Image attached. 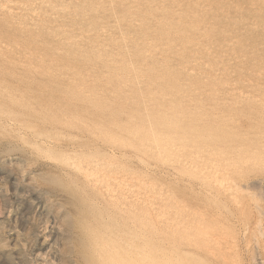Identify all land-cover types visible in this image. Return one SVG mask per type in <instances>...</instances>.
Here are the masks:
<instances>
[{"label": "rangeland", "instance_id": "1", "mask_svg": "<svg viewBox=\"0 0 264 264\" xmlns=\"http://www.w3.org/2000/svg\"><path fill=\"white\" fill-rule=\"evenodd\" d=\"M5 1L0 0V49L7 43L15 47L19 44L17 53L34 49L26 40L31 24L38 23L29 9L34 0ZM199 1L202 4L196 21L200 29L192 30L202 31L209 22L212 25L204 28L205 38L195 44L210 49L201 57L207 64H214L201 70L220 68L207 78L187 72L172 78L168 67H163L164 72L168 71L167 80L160 87H173V79H178L179 94L167 91L162 101L136 105L134 109L126 101L117 100L111 91L117 87L128 94L131 89L123 71L111 78V71L103 65L109 56L99 60L79 57L80 62H75L79 76H72L67 73L68 60L51 63L55 75L38 61L32 64L26 55L12 53L13 57L10 52L0 51V109H5L4 113L12 110L11 117L22 122V130L0 124V230H6L10 220L16 218L23 264H143L136 253L144 258H160L165 264H264V0ZM96 17L97 27L110 15L100 12ZM22 24L30 31L18 29ZM39 34L45 39L53 37L46 29ZM195 47L188 44L178 57L194 58ZM224 47L228 51H223ZM67 50L71 47H64L65 53ZM80 52L76 56H81ZM88 67L95 70L96 76H85ZM14 71L25 78H16ZM150 85L154 90L158 88L154 83ZM210 87L215 96L203 93ZM223 88L228 94L222 93ZM75 89L80 90V96ZM30 101L32 109L28 107ZM72 161L79 169L73 168ZM83 173L98 176L102 186L111 184L115 200L89 183ZM114 178L125 179L122 184L126 187L114 184ZM218 178H225L229 192L219 186ZM205 240L211 242L213 252L203 246ZM1 245L7 249L6 241ZM37 252L41 253L39 257Z\"/></svg>", "mask_w": 264, "mask_h": 264}, {"label": "bare ground", "instance_id": "2", "mask_svg": "<svg viewBox=\"0 0 264 264\" xmlns=\"http://www.w3.org/2000/svg\"><path fill=\"white\" fill-rule=\"evenodd\" d=\"M5 1V0H4ZM34 0V2L30 5L29 9L32 14L31 18L33 20L38 21V23L31 24L32 32L30 29L24 24L18 27V29L24 30L28 29L30 33L27 34V41L31 43L34 49L27 50L24 49L23 52L17 53L16 48L21 47L19 44L15 45L13 43H7L3 49L0 51L10 52L14 55H26V59L30 61L32 64L35 62H40L47 68H49L52 74H55L54 69L50 65L55 61H60V59L68 60L69 67L67 69V73L74 76H79L78 71L76 69L75 62L79 61V57L91 56L92 58L99 60L102 57H110V60L106 59L103 63L105 67H108L111 71V78H117L118 73H125L128 77L127 85L130 86L129 89L131 91L127 94V92H123L119 88L115 87L111 89L112 93L116 96L115 98L119 101H126L133 109L136 105H148L151 101L158 102L162 101L166 95H168L167 91L174 90V93L177 92L179 94L180 88L178 87V79H173V87H160L164 80H167L168 71L164 72L163 67H168L167 69L170 71L169 76L175 77L176 74L187 72L188 75L194 74L201 76H206V78L215 71H202L201 68L209 65L205 59L203 60L201 56H204V53L210 50L205 45L195 44L198 41H201L202 38H205V30L204 28H209L212 23L209 22L204 27H202V31H193V28H199L198 22L196 21L199 10H201V2L199 0ZM6 2V1H5ZM13 2V1H11ZM209 2V1H208ZM2 3V2H1ZM117 4V5H114ZM15 4V3H14ZM73 4V5H72ZM16 6V5H15ZM23 6V5H22ZM229 6V5H227ZM2 7V6H1ZM9 8V7H8ZM196 8V12L194 11ZM217 8V7H216ZM219 9V8H218ZM14 10V9H13ZM6 11V10H5ZM11 11V10H10ZM19 11V10H18ZM3 12V11H2ZM100 12L109 13L110 17L107 19L99 21L98 26H94L97 22V17H99ZM28 14V13H26ZM238 14V13H237ZM243 14V13H242ZM5 15V14H4ZM7 15V13H6ZM216 16V15H215ZM241 16V13H240ZM23 17V16H22ZM21 18V17H20ZM25 18V17H24ZM113 18V19H110ZM204 18V17H203ZM202 18V19H203ZM224 18V17H223ZM227 19V18H226ZM249 19V18H248ZM209 20V19H208ZM246 20V19H245ZM27 21V20H26ZM217 21V20H216ZM241 21V20H240ZM219 22V21H218ZM9 23V21H8ZM16 23V22H15ZM201 24V23H200ZM257 24V23H256ZM214 25V24H213ZM216 25V23H215ZM218 25V24H217ZM246 26V25H245ZM227 27V26H226ZM242 27V26H241ZM246 28V27H245ZM47 30L53 34V37L42 38L40 37L39 31ZM217 29V28H216ZM225 29V28H224ZM227 29V28H226ZM237 29V28H236ZM242 29V28H241ZM244 29V28H243ZM250 29V28H249ZM193 31V32H192ZM211 31V30H210ZM225 31V30H224ZM236 31V30H235ZM254 31V30H253ZM208 32V30H207ZM245 32V31H244ZM196 35H195V34ZM221 33V32H220ZM224 33V32H223ZM232 33V32H230ZM239 33V32H238ZM199 34V35H198ZM214 34V33H212ZM211 34V35H212ZM227 34V33H226ZM234 34V33H233ZM216 35V34H215ZM222 35V34H221ZM248 35V34H247ZM253 35V34H252ZM255 35V34H254ZM261 35V34H260ZM245 36V35H244ZM23 37V36H22ZM232 37V36H231ZM235 37V36H234ZM223 38V37H222ZM230 38V37H229ZM242 38V37H241ZM220 39V38H219ZM244 39V38H243ZM263 39V38H262ZM4 40V39H3ZM8 40V39H7ZM222 40V39H221ZM227 40V39H225ZM253 40V39H252ZM215 41V40H214ZM231 41V40H229ZM262 41V40H260ZM18 42V41H17ZM243 42V41H242ZM245 42V41H244ZM257 42V41H256ZM210 43V42H209ZM227 43H229L227 41ZM231 43H233L231 41ZM230 43V44H231ZM189 44V46L195 47L196 56L194 58L186 59L185 57L179 58L178 53L184 51L183 49ZM203 44H205L203 42ZM211 44V43H210ZM221 44V43H219ZM234 44V43H233ZM214 45V43H213ZM218 45V44H217ZM244 45V43H243ZM250 45V44H249ZM263 45V44H261ZM71 47V50H67L66 53L63 51L64 47ZM241 46V45H240ZM260 46V45H259ZM42 47V48H41ZM233 47V46H231ZM255 47V46H253ZM258 47V46H257ZM1 48V47H0ZM225 49V47H224ZM45 51V53L43 52ZM78 50H81V56H76ZM216 50V49H215ZM232 50V49H231ZM234 50V49H233ZM21 51V50H17ZM192 51V50H191ZM228 51V50H223ZM249 51V50H247ZM4 52V53H5ZM112 52V53H111ZM65 53V54H64ZM89 53V54H88ZM213 53V52H212ZM224 53V52H223ZM226 53V52H225ZM232 53V52H231ZM243 53V52H241ZM255 53V52H254ZM230 54V53H229ZM236 54V52H235ZM224 55V54H223ZM232 55V54H231ZM250 55V54H248ZM254 55V54H252ZM250 55V56H252ZM13 56V54H12ZM173 56V57H172ZM184 56V55H183ZM234 56V55H233ZM244 56V55H242ZM6 57V56H5ZM14 57V56H13ZM78 57V58H77ZM192 57V56H191ZM210 57V56H209ZM214 57V56H213ZM221 57V56H220ZM228 57V56H227ZM208 58V57H207ZM206 58V59H207ZM215 58V57H214ZM223 58V57H222ZM229 58V57H228ZM236 58V57H235ZM238 58V57H237ZM17 59V58H16ZM198 59H200L198 61ZM225 59V58H224ZM209 60V59H208ZM219 60V59H218ZM215 61V62H218ZM227 60V59H226ZM232 60V59H231ZM237 60V59H236ZM251 60V59H250ZM262 60V59H259ZM19 61V60H18ZM212 61V60H211ZM239 61V59H238ZM49 62V63H48ZM141 62V63H139ZM222 62V61H221ZM220 62V63H221ZM244 62V61H243ZM256 62V61H255ZM159 63V65H158ZM212 63V62H210ZM223 63V62H222ZM225 63V60H224ZM229 63V62H228ZM239 63V62H238ZM236 63V64H238ZM241 63V61H240ZM263 63V62H262ZM216 64V63H215ZM264 64V63H263ZM212 65H209L208 68ZM221 65V64H220ZM232 65V64H231ZM243 65V64H242ZM229 66V65H228ZM238 66V65H237ZM241 66V65H240ZM246 66V65H244ZM235 67V66H234ZM249 67V66H248ZM247 67V68H248ZM220 68V67H219ZM207 69V68H206ZM214 69V68H213ZM221 69L222 66H221ZM239 69V68H238ZM238 69L236 70L237 72ZM246 69V68H245ZM262 69V67L260 68ZM211 70V69H209ZM230 71V70H229ZM232 71V70H231ZM243 71V70H242ZM246 71V70H245ZM164 72V75H163ZM206 72V73H205ZM222 72V71H221ZM225 72V71H224ZM223 72V73H224ZM235 72V69H234ZM98 73V72H97ZM103 76H105V73ZM101 71L100 74L102 75ZM205 73V74H204ZM220 73V72H219ZM218 73V74H219ZM227 73V72H226ZM241 73V72H240ZM244 73V72H242ZM241 73V74H242ZM256 73V72H255ZM260 73V72H259ZM5 74V73H4ZM12 74L23 80L25 76H23L20 72H12ZM85 76L94 77L96 76L95 70L90 69L89 67L85 70ZM204 74V75H203ZM222 74V73H221ZM225 74V73H224ZM230 73H227V75ZM3 75V74H2ZM239 75V74H236ZM180 76V75H179ZM195 76V77H196ZM224 76V75H223ZM231 76V75H230ZM186 77V76H185ZM216 77V76H215ZM229 77V75H228ZM236 77V76H233ZM231 77V79L233 78ZM247 77V76H246ZM252 77V75H251ZM255 77V76H254ZM120 78V77H119ZM177 78V77H176ZM191 78V77H190ZM194 78V77H192ZM211 78V77H210ZM219 78V77H218ZM225 78V77H224ZM248 78V77H247ZM258 78V77H257ZM255 78V79H257ZM73 79V78H72ZM180 79V78H179ZM203 79V78H202ZM213 79V78H212ZM241 79V76H240ZM239 79V81H241ZM262 79V77H261ZM189 80V79H188ZM209 80V79H208ZM207 80V81H208ZM217 80V78L215 79ZM223 80H226L223 79ZM228 80V78H227ZM238 80V79H236ZM252 80V79H251ZM108 81V79L106 80ZM187 81V80H185ZM193 81V80H192ZM203 81V80H202ZM218 81V80H217ZM243 81V80H242ZM253 81V80H252ZM196 82V81H195ZM198 82V81H197ZM200 82V81H199ZM215 82V81H214ZM222 82V81H221ZM229 82V80H228ZM230 82H232L230 80ZM229 82V83H230ZM246 82V81H245ZM248 82V81H247ZM256 82V81H255ZM154 83L158 88L154 90L151 88V85ZM186 83V82H185ZM192 83V82H190ZM189 83V84H190ZM205 83V82H204ZM212 83V82H211ZM218 83V82H217ZM216 83V84H217ZM223 83V82H222ZM225 83V82H224ZM262 83V82H261ZM201 84V83H200ZM214 83H212L213 85ZM233 84V83H232ZM231 84V85H232ZM240 84V82H239ZM259 84V83H258ZM32 85V84H31ZM207 85V84H205ZM204 85V87H205ZM209 85V84H208ZM221 85V84H220ZM219 85V86H220ZM230 85V86H231ZM236 85V83H235ZM256 85V84H254ZM262 85V84H261ZM41 86V85H40ZM185 86V85H184ZM216 86V85H215ZM234 86V84H233ZM243 86V85H242ZM203 87V88H204ZM208 87V86H207ZM223 87V86H222ZM245 87V86H243ZM249 87V86H248ZM258 87V86H257ZM196 88V87H195ZM201 88V89H203ZM206 88V87H205ZM230 88V87H229ZM228 88V89H229ZM242 88V87H241ZM251 88V87H250ZM263 88V87H262ZM1 89V87H0ZM219 89V88H218ZM237 89V88H236ZM239 89V88H238ZM82 90L85 89L82 87ZM150 90H154L153 93ZM216 90V88H215ZM222 93L225 88L222 89ZM232 90V89H231ZM77 94L80 96V90L75 89ZM185 91V90H183ZM219 91V90H218ZM240 91V90H239ZM8 92V90H7ZM217 92V91H216ZM226 92V90H225ZM224 92V93H225ZM150 93V94H149ZM182 93V92H181ZM190 93V92H189ZM205 95L212 96L214 93L210 87V90H205L203 92ZM244 93V92H243ZM246 93V92H245ZM255 93V92H254ZM263 93V92H262ZM86 94V91H85ZM133 94V95H130ZM176 94V95H177ZM200 94V93H199ZM228 94V93H225ZM239 94V93H238ZM241 95H244L240 93ZM248 94V93H247ZM153 95V96H152ZM220 95V94H219ZM224 95V94H223ZM258 95V94H257ZM89 96V95H88ZM105 96V95H104ZM215 96V95H214ZM218 96V95H217ZM226 96V95H225ZM224 96V97H225ZM231 96V95H230ZM247 96V95H246ZM253 96V95H252ZM255 96V95H254ZM259 96V95H258ZM188 97V96H187ZM223 97V98H224ZM5 98V97H4ZM182 98V97H181ZM217 98V97H216ZM220 98V97H219ZM226 98V97H225ZM242 98V97H241ZM255 98V97H254ZM213 99V98H210ZM215 99V98H214ZM218 99V98H217ZM222 99V98H221ZM246 99V98H245ZM251 99V98H250ZM257 99V98H256ZM28 99L27 101H29ZM79 100V98L77 99ZM80 100H84V98H80ZM79 100V102H80ZM191 100V99H190ZM207 100V98H206ZM263 100V99H262ZM260 100V101H262ZM20 101V100H19ZM250 101V100H249ZM200 102V101H199ZM226 102V101H225ZM238 102V101H237ZM244 102V101H243ZM215 103V102H214ZM227 103V102H226ZM224 103V104H226ZM229 103V102H228ZM236 103V102H235ZM249 103V102H248ZM5 104V103H4ZM31 101L28 104V107L32 109ZM207 104V103H206ZM239 104V103H238ZM255 104V103H254ZM264 104V103H262ZM152 105V104H151ZM195 105V104H194ZM235 105V104H233ZM240 105V104H239ZM248 105V104H247ZM0 106H3V101H0ZM213 106V105H212ZM238 106V105H237ZM169 107V106H168ZM189 107V106H188ZM208 107V106H207ZM230 107V106H229ZM218 108V107H217ZM236 108V107H235ZM180 109V108H179ZM237 109V108H236ZM181 110V109H180ZM264 110V109H263ZM12 111V110H11ZM11 111H6L5 109H0V124H5L12 126L13 128L20 129L22 126L21 121L17 119L16 116L11 117ZM253 111V110H252ZM204 113V112H203ZM24 115V114H23ZM26 117V116H25ZM29 121V120H28ZM21 122V123H20ZM87 123V122H86ZM257 123V122H256ZM27 126V125H26ZM4 127V126H3ZM36 127V126H35ZM26 128V127H25ZM1 129V128H0ZM31 129H34L31 128ZM7 130V129H6ZM22 130V128H21ZM208 131V129L206 128ZM5 131V130H3ZM16 131V130H15ZM26 131V130H25ZM28 131V129H27ZM31 131V130H30ZM36 131V129H35ZM45 131V130H44ZM223 131V130H222ZM8 132V131H7ZM13 133V131H11ZM23 132V131H22ZM21 132V133H22ZM33 132V131H32ZM38 133V131H36ZM42 132V131H41ZM50 132V131H48ZM9 133V132H8ZM19 130L15 134H18ZM26 133V132H25ZM44 133V132H43ZM42 133V134H43ZM23 134V133H22ZM31 134V133H30ZM20 135V134H19ZM46 135V134H45ZM51 136V134L49 135ZM153 136V135H152ZM18 137V136H17ZM21 137V136H19ZM30 137V136H29ZM42 137V136H41ZM211 137V136H210ZM247 137V136H246ZM151 138V137H149ZM2 140V138H0ZM22 139V138H21ZM28 139V138H27ZM33 139V138H32ZM52 139V138H51ZM53 139L54 136H53ZM259 139V138H258ZM5 140V139H4ZM15 140V139H14ZM26 140V139H25ZM40 140V139H39ZM50 140V139H49ZM28 141V140H26ZM45 141V139H44ZM158 141V140H157ZM233 141V140H232ZM256 141V140H255ZM56 142V141H55ZM244 142V141H243ZM45 143V142H43ZM260 143V142H259ZM50 144V143H49ZM58 145V143H56ZM55 144V145H56ZM60 144V143H59ZM264 144V143H263ZM70 145V144H68ZM255 145V144H254ZM253 145V146H254ZM48 146V145H47ZM179 146V145H178ZM186 146V145H185ZM249 146V145H248ZM256 146V145H255ZM263 146V145H262ZM45 147V146H44ZM190 147V146H189ZM264 147V146H263ZM37 148V147H36ZM62 148V147H61ZM64 148V147H63ZM71 148V147H70ZM59 149V148H58ZM66 149V148H65ZM258 150V148H256ZM255 149V150H256ZM31 150V149H30ZM47 150V149H46ZM91 150V149H90ZM112 150V149H111ZM114 150V149H113ZM218 150V149H217ZM116 151V150H115ZM262 151V149H261ZM260 151V152H261ZM51 152V151H50ZM78 152V151H77ZM119 152V151H118ZM64 153V152H63ZM115 153V152H114ZM238 153V152H237ZM247 153V151H245ZM253 153V152H252ZM80 154H82L80 152ZM123 154V153H122ZM129 154V153H128ZM158 154V153H157ZM234 154V153H233ZM233 154L231 157H233ZM255 154V153H254ZM113 155V154H112ZM213 155V153H212ZM223 155V154H221ZM228 155V154H227ZM246 155V154H245ZM244 155V156H245ZM62 156V155H61ZM132 156V155H131ZM149 156V155H148ZM180 156V155H179ZM195 156V155H194ZM235 156V155H234ZM238 156V155H237ZM240 156V155H239ZM242 156V154H241ZM257 157V155H255ZM254 156V157H255ZM93 157V156H92ZM113 157V156H112ZM136 157V156H135ZM134 157V158H135ZM220 157V156H219ZM246 157V156H245ZM245 157L243 159H245ZM251 157V155L249 156ZM1 158V157H0ZM67 158V157H66ZM75 158V156H74ZM116 158V157H115ZM114 158V159H115ZM180 158V157H179ZM194 158V157H193ZM198 158V157H197ZM215 158V156H214ZM217 158V157H216ZM229 158V157H228ZM239 158V157H238ZM235 158V159H238ZM242 158V157H240ZM240 158L238 160H240ZM71 159V158H70ZM77 159V158H76ZM97 159V158H96ZM106 159V158H105ZM111 159V158H110ZM129 159V158H127ZM139 159V158H138ZM199 159H202L199 157ZM230 159V158H229ZM250 159V158H249ZM262 159V158H261ZM11 160V159H10ZM16 160V159H15ZM116 160V159H115ZM141 160V159H140ZM167 160V159H166ZM189 160V159H188ZM187 160V161H188ZM198 160V159H197ZM219 160V159H218ZM221 160V159H220ZM228 160V159H227ZM254 160V159H253ZM256 160H258L256 158ZM66 161V159H65ZM104 161V160H103ZM114 161V160H113ZM133 161V159H132ZM136 161V160H134ZM139 161V160H138ZM162 161V160H161ZM182 161V160H181ZM207 161V160H206ZM213 161V160H211ZM235 161V160H234ZM241 161V160H240ZM239 161V162H240ZM255 161V160H254ZM260 161V160H259ZM262 161V160H261ZM4 162V161H3ZM15 162V161H14ZM68 162V161H67ZM145 162V161H144ZM143 162V163H144ZM196 162V161H195ZM220 162V161H219ZM217 161V163H219ZM229 162V160H228ZM231 162V161H230ZM246 162V161H245ZM250 162V161H249ZM253 162V161H251ZM81 163V162H80ZM85 163V162H84ZM139 163V162H138ZM147 163V162H146ZM182 163V162H181ZM212 163V162H211ZM233 163V162H232ZM254 163V162H253ZM71 164L73 168L79 169L78 163L76 161H72ZM148 164V163H147ZM226 164V163H225ZM240 164V163H236ZM250 164V163H249ZM248 164V165H249ZM255 164V163H254ZM106 165V164H105ZM104 165V166H105ZM153 165V164H152ZM151 165V166H152ZM157 165V163H156ZM193 165V164H191ZM210 165V164H209ZM219 165V164H218ZM247 165V166H248ZM252 165V164H251ZM250 165V166H251ZM257 165V164H256ZM100 166V165H99ZM103 166V164L101 165ZM117 166V165H116ZM164 166V165H163ZM166 166V165H165ZM194 166V165H193ZM223 166V165H222ZM229 166V165H228ZM241 166V165H240ZM65 167V166H64ZM114 167V166H113ZM118 167V166H117ZM225 167V166H224ZM15 168V167H14ZM85 168V167H84ZM110 168V167H109ZM153 168V167H152ZM201 168V166H200ZM217 168V167H216ZM70 169V167H69ZM86 169V168H85ZM92 169V168H91ZM199 169V168H198ZM209 169V168H208ZM240 169V167H239ZM238 169V170H239ZM84 170V169H83ZM82 170V171H83ZM90 170V169H89ZM166 170V169H165ZM191 170V169H190ZM205 170V168H204ZM219 170V169H218ZM231 170V169H230ZM235 170V169H234ZM233 170V171H234ZM60 171V170H59ZM105 171V170H104ZM103 171V172H104ZM127 171V170H126ZM129 171V170H128ZM174 171V170H173ZM198 171V170H197ZM225 171V170H224ZM79 172V171H78ZM92 172V171H91ZM101 172V171H100ZM106 172V171H105ZM162 172V171H161ZM220 172V171H219ZM128 173V172H127ZM137 173V172H136ZM139 173V172H138ZM158 173V172H157ZM178 173V172H177ZM217 173V172H216ZM84 174V173H83ZM112 174V173H111ZM110 174V175H111ZM129 174V173H128ZM156 174V173H155ZM173 174V173H172ZM179 174V173H178ZM197 174V173H195ZM204 174V173H203ZM215 174V173H214ZM226 174V172H225ZM228 174V173H227ZM132 175V174H130ZM135 175V174H133ZM163 175V174H162ZM175 175V174H174ZM207 175V174H206ZM211 175V174H210ZM142 176V175H141ZM168 176V175H167ZM170 176V175H169ZM86 180L91 183L94 187L100 190L106 197L110 198L112 201L115 200V190L112 188L111 184H103L98 178V176H93L92 173L84 174ZM100 177V176H99ZM108 177V176H107ZM146 177V176H145ZM166 177V176H165ZM182 177V176H181ZM184 177V176H183ZM212 177V176H211ZM226 177V176H224ZM232 177V176H231ZM109 178V177H108ZM129 178V177H128ZM138 178V176H137ZM148 178V176H147ZM176 178V177H174ZM179 178V177H177ZM228 178V177H227ZM226 178V179H227ZM84 179V178H83ZM105 179V178H104ZM115 179V178H114ZM180 179V178H179ZM183 179V178H182ZM223 179L219 180V186L222 187L224 192L230 191L229 184H225L226 181ZM111 180V179H110ZM114 184L120 185L122 188L125 186L122 182H125V179L117 180ZM128 180V179H127ZM131 180V179H130ZM170 180V179H169ZM178 180V179H177ZM199 180V179H198ZM142 181V180H141ZM150 181V180H149ZM155 181V180H154ZM229 181V180H228ZM237 181V180H236ZM235 181V182H236ZM242 181V180H241ZM112 182V181H111ZM186 182V181H185ZM213 182V181H212ZM210 182V183H212ZM238 182V181H237ZM258 182V181H257ZM106 183V182H105ZM128 183V182H127ZM135 183V182H134ZM178 183V182H177ZM184 183V182H183ZM182 183V184H183ZM197 183V182H196ZM199 183V182H198ZM215 183V182H214ZM137 184V183H136ZM203 184V182H202ZM235 184V183H234ZM239 184V183H238ZM130 185V184H129ZM154 185V183H153ZM186 185V184H185ZM193 185V184H192ZM201 185V184H200ZM254 185V184H253ZM147 186V185H146ZM156 186V184H155ZM244 188L245 184L243 185ZM242 186V187H243ZM249 186V185H248ZM115 187V186H114ZM126 187V186H125ZM134 187H136L134 185ZM142 187V185H141ZM157 187V186H156ZM191 187V186H190ZM203 187V186H202ZM140 188V186L138 187ZM144 188V187H142ZM141 188V190H143ZM147 188V187H145ZM144 188V190H145ZM188 188V187H186ZM185 188V189H186ZM199 188V187H198ZM233 188V187H232ZM250 188V187H249ZM136 189V188H135ZM151 189V188H150ZM203 189V188H202ZM247 189V188H246ZM130 190V189H129ZM132 190V189H131ZM198 191V189H196ZM212 190V189H211ZM218 190V189H217ZM237 190V189H236ZM245 190V189H244ZM86 191V190H85ZM134 191V190H133ZM152 191V190H151ZM200 191V190H199ZM208 191V190H206ZM232 191V189H231ZM146 192V191H145ZM120 193V192H119ZM130 193V192H129ZM136 193V192H135ZM149 193V192H148ZM207 193V192H206ZM232 193V192H231ZM118 194V193H117ZM132 194V193H131ZM157 194V193H156ZM202 194V193H201ZM209 194V193H207ZM215 194V193H214ZM235 194V193H234ZM126 195V194H125ZM151 195V194H150ZM161 195V194H160ZM172 195V194H171ZM221 195V194H220ZM159 196V195H158ZM203 196V195H202ZM210 196V195H209ZM214 196V195H213ZM216 196V195H215ZM214 196V197H215ZM229 196V195H228ZM141 197V196H140ZM163 197V196H162ZM167 197V196H166ZM250 197V196H249ZM129 198V197H128ZM157 198V197H156ZM217 198V197H216ZM121 199V198H120ZM165 199V198H164ZM211 199V198H210ZM226 199V198H225ZM252 199V198H251ZM94 200V199H93ZM134 200V199H133ZM216 200V199H215ZM236 200V199H235ZM138 201V200H137ZM147 201V200H146ZM151 201V200H150ZM217 201V200H216ZM242 201V200H241ZM256 201V200H255ZM126 202V201H125ZM145 202V201H144ZM215 202V201H213ZM219 202V201H218ZM236 202V201H235ZM257 202V201H256ZM182 203V202H181ZM226 203V202H225ZM191 204V203H190ZM208 204V203H207ZM240 204V203H237ZM243 204V203H242ZM16 205V204H15ZM123 205V204H122ZM215 205V203H214ZM219 207L221 204H218ZM225 205V204H224ZM127 206V205H126ZM255 206V205H254ZM258 206V205H257ZM140 207V206H139ZM161 207V206H160ZM218 207V206H215ZM227 207V206H226ZM17 208V207H16ZM105 208V207H104ZM187 208V207H186ZM189 208V207H188ZM187 208V209H188ZM222 208V207H221ZM225 208V207H224ZM241 208V207H240ZM18 209V208H17ZM147 209V208H146ZM153 209V208H152ZM171 209V208H170ZM181 209V208H180ZM211 209V208H210ZM226 209V208H225ZM129 210V209H128ZM156 210V209H155ZM154 210V212H156ZM201 210V209H200ZM217 210V209H216ZM229 210V209H228ZM231 210V209H230ZM253 210V209H252ZM190 211V210H189ZM197 211V210H196ZM195 211V213H196ZM215 211V210H214ZM213 211V212H214ZM220 211V210H219ZM222 211V210H221ZM226 211V210H225ZM224 211V212H225ZM259 211V210H258ZM150 212V211H149ZM158 212V210H157ZM211 213V212H210ZM162 214V211H161ZM193 214V213H192ZM167 215V214H166ZM174 215H177L176 212ZM179 215V214H178ZM198 215V214H197ZM202 215V213H201ZM205 215V214H204ZM203 215V217H204ZM207 215V214H206ZM208 215H210L208 213ZM215 215V214H214ZM258 215V214H257ZM181 216V215H180ZM199 216V215H198ZM221 216V215H220ZM254 216V215H253ZM194 217V216H193ZM196 217V216H195ZM202 217V216H201ZM207 217V216H206ZM212 217V216H211ZM255 217V216H254ZM157 218V217H156ZM183 218V217H182ZM188 218V216H187ZM216 218V217H215ZM149 219V218H148ZM195 219V218H194ZM201 219V218H200ZM199 219V220H200ZM205 219V218H204ZM211 219V218H210ZM258 219V218H257ZM18 220V219H17ZM159 220V219H158ZM166 220V219H165ZM198 220V221H199ZM208 221V219H206ZM216 220V219H215ZM222 221V220H220ZM262 221V220H261ZM260 219L258 222H260ZM181 222V221H180ZM187 222V221H186ZM203 222V220H202ZM209 222V221H208ZM219 222V221H218ZM18 222L16 218H12L6 227V230H0V264H23V257L20 251V243L18 239ZM145 223V222H144ZM210 223V222H209ZM214 223V222H213ZM258 223L257 225L260 226ZM216 224V223H215ZM214 224V225H215ZM189 225V224H188ZM208 225V223H206ZM205 225V226H206ZM219 225V224H218ZM217 225V226H218ZM179 226V225H178ZM187 226V225H186ZM200 226V224L198 225ZM202 226V224H201ZM212 226V225H211ZM216 226V225H215ZM245 226V225H244ZM254 226H256L254 224ZM253 226V227H254ZM203 227V226H202ZM209 227V226H208ZM193 228V227H192ZM212 228V227H211ZM245 228V227H244ZM243 228V229H244ZM260 228V227H259ZM258 228V229H259ZM1 229V228H0ZM191 229V228H190ZM205 229V228H204ZM216 229V228H215ZM242 229V230H243ZM250 229V228H248ZM263 229V228H262ZM200 230V229H199ZM207 230V229H206ZM212 230V229H211ZM255 230V229H254ZM216 231V230H215ZM208 232V231H207ZM243 232V231H242ZM247 232V231H245ZM244 232V233H245ZM176 233V231H175ZM199 233V232H198ZM214 233V232H213ZM216 233V232H215ZM219 233V232H218ZM260 233V232H259ZM187 234V233H186ZM209 234V233H208ZM252 234V233H251ZM215 235V234H214ZM222 235V233H221ZM259 235V234H258ZM146 236V235H145ZM223 236V235H222ZM253 236V235H252ZM202 237V236H201ZM214 237V236H213ZM217 237V236H215ZM220 237V236H219ZM225 237V236H223ZM223 237L222 239L223 241ZM230 237V236H229ZM254 237V236H253ZM261 237V236H260ZM189 238V237H188ZM227 239V237H225ZM159 239V238H158ZM217 239V238H216ZM219 239V238H218ZM255 239V238H254ZM152 240V239H151ZM211 240V239H210ZM228 240V239H227ZM232 240V239H231ZM234 240V239H233ZM7 243V249H3L1 242ZM153 241V240H152ZM214 241V240H213ZM219 241V240H218ZM221 241V240H220ZM219 241V242H220ZM229 241V240H228ZM255 241V240H254ZM236 243V241H234ZM233 242V244H235ZM213 243V242H212ZM230 243V242H229ZM249 243V242H248ZM221 244V243H220ZM247 244V243H246ZM211 242L205 240L204 247L208 248L209 252ZM215 245V244H214ZM218 245V244H217ZM229 245V244H228ZM231 246V245H230ZM229 246V247H230ZM245 246V245H244ZM256 246V244H255ZM258 246V245H257ZM228 247V248H229ZM263 247V246H262ZM146 248V247H145ZM217 248V247H216ZM227 248V247H226ZM225 248V249H226ZM234 248V247H233ZM256 248V247H254ZM232 250V248H231ZM207 251V250H206ZM216 251V250H215ZM213 252V251H211ZM107 253V252H106ZM203 253V252H202ZM227 253V252H226ZM41 254V253H40ZM40 254L35 253L36 257H39ZM139 254V253H138ZM137 253L134 254L136 257L143 261V264H165L164 260L160 258H144ZM214 254V253H213ZM30 255V254H29ZM217 255V254H216ZM42 257V256H41ZM179 257V256H178ZM180 258V257H179ZM231 259V258H230ZM240 259V258H239ZM226 261V260H225ZM223 262V261H222ZM231 262V261H230ZM261 262V261H260ZM228 263V262H227ZM234 263V261H233ZM243 263V262H242ZM167 264V263H166ZM193 264V263H192ZM261 264V263H260Z\"/></svg>", "mask_w": 264, "mask_h": 264}]
</instances>
